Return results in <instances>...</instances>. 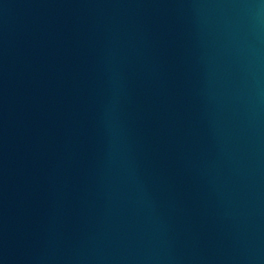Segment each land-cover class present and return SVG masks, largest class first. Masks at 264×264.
Masks as SVG:
<instances>
[{"label": "water", "instance_id": "obj_1", "mask_svg": "<svg viewBox=\"0 0 264 264\" xmlns=\"http://www.w3.org/2000/svg\"><path fill=\"white\" fill-rule=\"evenodd\" d=\"M0 264H264V0H0Z\"/></svg>", "mask_w": 264, "mask_h": 264}]
</instances>
